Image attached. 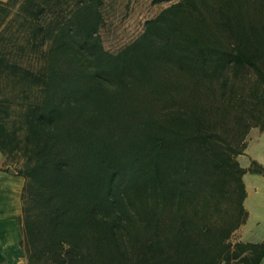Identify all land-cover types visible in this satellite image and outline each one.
<instances>
[{
	"label": "trees",
	"instance_id": "trees-1",
	"mask_svg": "<svg viewBox=\"0 0 264 264\" xmlns=\"http://www.w3.org/2000/svg\"><path fill=\"white\" fill-rule=\"evenodd\" d=\"M103 4L0 0L19 98L13 125L0 98V150L21 157L28 263L259 264L264 239L230 237L242 175L264 176L237 160L264 128V0H177L115 52Z\"/></svg>",
	"mask_w": 264,
	"mask_h": 264
},
{
	"label": "crops",
	"instance_id": "crops-1",
	"mask_svg": "<svg viewBox=\"0 0 264 264\" xmlns=\"http://www.w3.org/2000/svg\"><path fill=\"white\" fill-rule=\"evenodd\" d=\"M241 158H245L244 162ZM237 160L244 168H248L252 161L264 166V128L249 129L246 146L243 153L237 156ZM9 169L12 168L0 150V264H29L20 243L23 237L20 217L24 178L15 169L13 172ZM242 180L246 191L243 206L247 211V218L233 233L236 234V240L259 242L264 239V230L260 231L258 221L251 224L249 220L255 209L264 215V176L246 171ZM259 264H264V256Z\"/></svg>",
	"mask_w": 264,
	"mask_h": 264
},
{
	"label": "rangeland",
	"instance_id": "rangeland-1",
	"mask_svg": "<svg viewBox=\"0 0 264 264\" xmlns=\"http://www.w3.org/2000/svg\"><path fill=\"white\" fill-rule=\"evenodd\" d=\"M177 0H163L153 2V0H104L102 12L104 24L100 28V36L104 47L110 51H117L125 44L133 40L142 30L144 21L155 16L162 8ZM18 85L12 83L8 78L0 81V98L9 97L11 100V114L8 120L9 125H13V119L17 118L18 107L16 102ZM19 124V123H18ZM17 124V126H18ZM22 132L21 129H19ZM244 162L245 158L240 159ZM8 165L15 169L19 166L21 157L7 159ZM257 225L264 230V215L256 209L251 213L249 223ZM262 232V231H261ZM231 241L236 240V234L230 237Z\"/></svg>",
	"mask_w": 264,
	"mask_h": 264
},
{
	"label": "water",
	"instance_id": "water-1",
	"mask_svg": "<svg viewBox=\"0 0 264 264\" xmlns=\"http://www.w3.org/2000/svg\"><path fill=\"white\" fill-rule=\"evenodd\" d=\"M10 172H13V169H9Z\"/></svg>",
	"mask_w": 264,
	"mask_h": 264
}]
</instances>
